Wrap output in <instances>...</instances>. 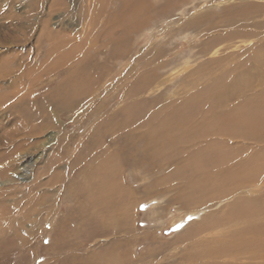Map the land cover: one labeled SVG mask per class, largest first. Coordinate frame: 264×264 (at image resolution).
I'll return each instance as SVG.
<instances>
[{"label":"rangeland","instance_id":"374dc122","mask_svg":"<svg viewBox=\"0 0 264 264\" xmlns=\"http://www.w3.org/2000/svg\"><path fill=\"white\" fill-rule=\"evenodd\" d=\"M228 114L264 124V0H0V264H264V132L194 135Z\"/></svg>","mask_w":264,"mask_h":264},{"label":"bare ground","instance_id":"6f19581e","mask_svg":"<svg viewBox=\"0 0 264 264\" xmlns=\"http://www.w3.org/2000/svg\"><path fill=\"white\" fill-rule=\"evenodd\" d=\"M85 70H87V69H85ZM85 70H83V71L80 70L79 72L75 71L76 74H73V76L69 77V79H66L64 83H61L60 87L57 89V91L55 93L56 100L57 99L58 100L66 99L68 101L70 100V103H72L74 98L75 99H77V97L79 98V94L83 91V89L86 88V86L88 84H90L89 76L84 75ZM31 105H33V104L31 103ZM214 119H213V117L208 116L203 120L204 122H201L202 124H204L205 122H208V124L211 128L210 132L205 133V132H202L201 130L197 131L195 129L196 132L194 133V135H196L197 139H202V138L204 139L205 137L208 138L210 136H213V139L206 140L207 142H205V144L207 146L210 145V147H213V149L216 150L217 152H220L221 149H224V148L226 149V145L222 144V143L221 144L217 143L216 140H214V137H216V136L221 137V135H222L223 137H227V139L229 138L230 141H232L237 136H241L242 138H248V135L250 136L251 132H253V131L256 132L254 130V126H255L254 121H253V123H251V129H248V127L250 125H248L247 122H242L240 119L238 120L239 128L232 127V123H231L232 116L230 114L226 115L223 120L219 119L218 117L217 118L214 117ZM243 129H245V131H243ZM248 130H249V132H248ZM250 130H253V131L250 132ZM235 135H236V137H235ZM222 145H224L225 147L224 148L221 147ZM230 157H231V153H230ZM219 159L220 160L222 159V161H224L225 158L219 157ZM232 159L234 160V158H232ZM112 171L113 170H111V171L107 170L106 173L104 171L102 174H100L98 176V181L96 180V184H95L98 187H97V189H95L94 193L91 192L92 196L88 197V201H89L88 208L92 209L93 212L104 213L106 208L107 209L109 208V209L114 210V211H115V209L121 210V206H120V202H119L120 197L118 195L119 194L118 184L115 185L114 182H110L111 179L114 180L113 178H115V176L112 174ZM105 183L107 185V188L104 186ZM218 189L220 192H222V191L230 192V189H222L220 187ZM92 190H94V189H92ZM219 194H222V193H219ZM113 196H115V199H112ZM238 248H239V246H238Z\"/></svg>","mask_w":264,"mask_h":264},{"label":"crops","instance_id":"0c3cea01","mask_svg":"<svg viewBox=\"0 0 264 264\" xmlns=\"http://www.w3.org/2000/svg\"><path fill=\"white\" fill-rule=\"evenodd\" d=\"M257 126V124L254 126V130L255 131H257V130H259L260 132H264V127H261V129L260 128H258V127H256ZM263 126H264V124H263ZM261 134V133H260ZM261 136H263V135H261ZM263 139V138H262ZM264 173V172H263ZM263 173L261 174V176L258 178V177H255L254 179L253 178H250V179H248L247 181L245 180V182L241 185L242 187H241V189H243L244 187H246V185L249 183V184H251L252 185V187H254L253 185H257V183L258 184H260L258 181L260 180V179H262V175H263ZM257 182V183H256ZM233 184V183H232ZM238 187V184L234 187V188H230V192L231 193H233L235 190V188H237ZM226 189V188H225ZM240 189V190H241ZM257 193V192H256ZM258 198H260V199H258ZM264 198V197H263ZM263 198H261V196H258V197H255V200H263ZM261 204V203H260ZM261 206V205H260ZM262 207V206H261ZM263 209H264V207H262ZM257 215H260V218H258L257 220H255V221H252V222H250V223H247L246 225H241V224H236V226L234 227L236 230L238 229V230H241V229H246V230H250V231H253V230H255V231H260L259 229H261L262 230V228H260L259 226L257 227V224H255L256 223V221H258V220H260V222L261 223H263V225H264V212L263 213H259V214H257ZM216 222V221H215ZM253 225H254V227L255 228H253ZM252 227V228H251ZM258 228V229H257Z\"/></svg>","mask_w":264,"mask_h":264}]
</instances>
